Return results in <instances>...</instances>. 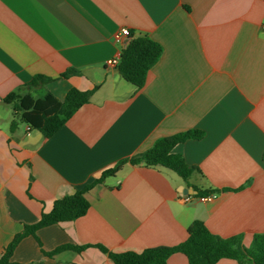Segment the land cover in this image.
Masks as SVG:
<instances>
[{
  "label": "crops",
  "instance_id": "1",
  "mask_svg": "<svg viewBox=\"0 0 264 264\" xmlns=\"http://www.w3.org/2000/svg\"><path fill=\"white\" fill-rule=\"evenodd\" d=\"M124 27L163 47L142 87L107 64L128 45L115 38ZM36 75L53 80L30 88ZM72 88L93 94L53 136L12 129L8 95L63 101ZM191 129L203 137L174 148L198 167L189 180L127 162L85 192L84 216L25 236L8 264H115L99 245L175 246L195 220L247 247L264 233V0H0V259L57 199ZM67 244L86 248L47 254ZM168 264L189 260L177 252Z\"/></svg>",
  "mask_w": 264,
  "mask_h": 264
},
{
  "label": "trees",
  "instance_id": "2",
  "mask_svg": "<svg viewBox=\"0 0 264 264\" xmlns=\"http://www.w3.org/2000/svg\"><path fill=\"white\" fill-rule=\"evenodd\" d=\"M162 52V45L148 35L133 36L122 51L117 67L126 80L142 87L146 83L149 70L159 60ZM69 73L70 71L63 75L66 76ZM52 80L53 78L49 76L36 75L28 86L30 88L44 86ZM92 94L93 91L72 88L65 100L61 101L49 92L36 97L29 91L22 94L11 93L5 98V101L13 104L15 111L19 114L20 121L27 123L32 129L40 130L46 137H51L79 108L89 102ZM18 122L17 119L12 121L13 130L18 126ZM203 135L202 131L191 129L160 138L149 150L120 160L114 167L105 170L102 176L91 184L57 199L50 212L43 213L37 223L26 225L25 229L14 237L6 247L0 264L10 262L15 248L25 236L31 234L36 236L37 230L44 226L84 216L90 208V202L85 196V192L107 176L116 174L127 162L146 166L161 165L174 170L185 180H189L198 167L189 165L182 154L174 152V148L179 143L188 139H200ZM201 193L205 194L206 192ZM188 233V238L178 245L149 247L142 252L131 250L114 252L102 245L99 247L109 254L115 264H168L170 256L177 252L185 254L189 264H217L223 258L236 260L239 264H264V233L256 234L248 247L243 244L241 235L229 238L221 237L214 234L202 220L193 221ZM69 248L81 251L86 247L67 244L52 252H47V254L53 255Z\"/></svg>",
  "mask_w": 264,
  "mask_h": 264
},
{
  "label": "built area",
  "instance_id": "3",
  "mask_svg": "<svg viewBox=\"0 0 264 264\" xmlns=\"http://www.w3.org/2000/svg\"><path fill=\"white\" fill-rule=\"evenodd\" d=\"M130 35H131V31H130V29L127 28V27H124V28H122V29L116 34L115 38H116V40H117L118 42H121V41H123V39H124L125 37H129ZM121 55H122V52L117 53L115 57H113L112 59H110V60L107 61V64H108L109 66H112V67H113V66H117V65L119 64V62H120ZM28 129L30 130L31 127L29 126ZM215 196H216V194H215V193H212V194H210V195L203 196V197H201V198H202V200L206 201V200H211V199H213ZM190 198H191V197H188V196H187V197H186V200H190Z\"/></svg>",
  "mask_w": 264,
  "mask_h": 264
},
{
  "label": "rangeland",
  "instance_id": "4",
  "mask_svg": "<svg viewBox=\"0 0 264 264\" xmlns=\"http://www.w3.org/2000/svg\"><path fill=\"white\" fill-rule=\"evenodd\" d=\"M17 118H18L19 122H20L22 125H25L24 122L20 121V117H19V116H17Z\"/></svg>",
  "mask_w": 264,
  "mask_h": 264
},
{
  "label": "water",
  "instance_id": "5",
  "mask_svg": "<svg viewBox=\"0 0 264 264\" xmlns=\"http://www.w3.org/2000/svg\"><path fill=\"white\" fill-rule=\"evenodd\" d=\"M131 41V37H128L127 39H126V43H129Z\"/></svg>",
  "mask_w": 264,
  "mask_h": 264
}]
</instances>
